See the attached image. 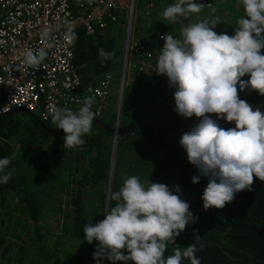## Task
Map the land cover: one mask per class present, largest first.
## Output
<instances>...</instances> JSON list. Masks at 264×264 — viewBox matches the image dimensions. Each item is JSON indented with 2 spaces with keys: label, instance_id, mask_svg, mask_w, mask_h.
Masks as SVG:
<instances>
[{
  "label": "trees",
  "instance_id": "16d2710c",
  "mask_svg": "<svg viewBox=\"0 0 264 264\" xmlns=\"http://www.w3.org/2000/svg\"><path fill=\"white\" fill-rule=\"evenodd\" d=\"M150 1L158 2V10L154 9L153 4L145 7V12L139 8L135 19V8L132 25L136 35L150 40L149 49L158 57L164 45L158 34L167 30L175 31L178 25L164 28V19L159 16L154 18L153 15H157L158 11L163 12V5L168 2L147 0V4ZM202 1L210 4L207 11L203 10L205 17L212 19L218 16L221 22L223 18L232 17L229 26L233 28L222 29V23L218 27L219 33L234 35L238 19L244 16L243 6L237 5L236 0ZM225 2L232 3V7H222ZM213 7L216 11L210 13ZM143 15L149 18L148 22L142 20ZM123 30L118 25L109 32L97 31L94 35H86L82 26L77 27L74 40L75 65L79 67L78 72L84 83H90L98 74L110 71L117 61L115 51L120 42L115 33L122 34ZM101 48L114 53L112 58L103 60L99 55ZM261 54H264V49ZM154 78L161 80L151 84L149 77H137L124 87L121 116L127 118L128 115V122H121L119 129L132 126L134 133L140 136H118L110 194L118 191L124 181L133 175L145 184L149 181L173 188L179 186L181 199L189 203V211L199 219L196 223H189L174 244L169 242L165 257L172 254L175 246L187 247L194 243V233H198L204 243L203 248L197 244L200 250L196 255L201 264H264V181L254 177L251 191L237 193L234 200L223 209L211 208L205 211L201 197L208 179L201 177L199 183H192V178L199 173L188 162L186 151L180 145L182 135L190 131L199 120L196 117H182L177 130L171 133L168 128L173 126V120L178 115L170 99L174 89L165 86L164 82L168 81L166 76L157 75ZM242 79L246 81L249 76ZM127 88L130 90L126 91ZM238 95L254 108L264 111V96L258 92L250 89L240 92L238 87ZM209 115L217 119L216 114ZM12 116L0 119V158L10 157L5 172L11 174L9 182L0 185V206L10 210L9 215L3 214L0 223V264H96L93 254L97 242L88 244L84 241L83 228L88 223L95 224L104 219L112 144V133L109 132L111 126L93 124V131L83 137L85 143L82 146L64 149V133L49 134L46 131L48 125L44 129L32 118H28L32 128L36 129L31 135L32 131L28 128L20 131L24 125L19 120H12ZM217 122L225 129L235 127L234 123H226L224 120ZM148 125L165 130L143 135ZM37 132L41 134L38 135L40 138H34ZM26 139H29L28 144H25ZM27 146L30 148L25 150ZM47 155L52 162L47 171L49 180L39 186L31 180L30 170L35 157L42 160ZM18 160L23 163L18 164ZM80 160L83 161L81 167ZM72 161L77 167L75 174H72L70 166ZM15 165L19 169L18 175L13 174L12 167ZM70 183L74 197L66 201L69 205L64 209L59 202L62 200L63 188L68 189ZM114 203L109 199L108 208L114 206ZM12 211H16V214ZM91 211L95 212V217L89 218ZM54 216L58 219L51 222L60 232L54 240L60 242L49 247L50 241H46L48 237L42 233V222L44 217L50 219ZM26 231V239L20 240ZM122 251L127 254L125 250ZM104 264L110 262L104 260ZM116 264L123 262L117 261ZM182 264H190V261L184 259Z\"/></svg>",
  "mask_w": 264,
  "mask_h": 264
},
{
  "label": "clouds",
  "instance_id": "9594fccd",
  "mask_svg": "<svg viewBox=\"0 0 264 264\" xmlns=\"http://www.w3.org/2000/svg\"><path fill=\"white\" fill-rule=\"evenodd\" d=\"M150 3L152 1L145 7ZM236 4L243 6L244 16L238 19L232 36L219 33L220 17L204 16L203 10L210 8L209 3L174 0L171 5H163L162 18L180 23L175 31L158 34V38L162 35L159 39L164 45L153 65L157 75L167 77L165 86L174 89V111L180 117L199 120L182 135L180 145L186 151L188 162L199 173L192 178V183H199L201 177L208 179L201 197L205 211L223 209L237 193L251 191L254 177L264 181V111L238 95L239 87L240 92L250 89L264 96V54H261L264 49V0H236ZM215 11L213 7L210 13ZM136 37L140 36L133 32L132 25L131 38ZM42 38L46 47H51L47 44V30ZM66 39L74 41L76 34L70 32ZM99 55L106 61L114 53L101 48ZM46 57L45 47L35 52L29 49L23 53L22 63L38 67ZM246 75L249 79L245 81L242 78ZM149 79L152 84L160 78ZM132 80L125 79L124 87ZM94 102V96L87 97L76 111L67 106H51L52 122L57 127L50 129L63 130L64 149L82 146L83 137L93 131L94 121L101 123L100 127L107 126L101 120H94ZM209 114H216L217 119ZM121 117L120 109L118 126L114 118L110 130H120ZM217 120L234 123L235 127L225 129ZM112 139L117 146L118 136L112 135ZM9 164V157L0 158V185L10 180L11 174L5 172ZM109 199L115 203L105 210V218L83 228L84 241L97 242L93 254L96 264L101 261L104 264L105 259L111 264L117 261L123 264L129 261L132 264H182L184 259L190 264H201L196 255L200 250L197 244L203 248L204 243L198 233H194V243L187 247L175 246L171 255H164L169 242L174 244L186 226L199 219L189 211V203L181 199L179 186L170 190L162 183H141L133 175L118 191L111 193ZM48 218L43 220L47 222Z\"/></svg>",
  "mask_w": 264,
  "mask_h": 264
},
{
  "label": "built area",
  "instance_id": "2783aa9c",
  "mask_svg": "<svg viewBox=\"0 0 264 264\" xmlns=\"http://www.w3.org/2000/svg\"><path fill=\"white\" fill-rule=\"evenodd\" d=\"M167 2L172 4L174 0ZM136 4V0H0V115L27 111L43 124L51 125V106L76 111L85 98L94 96V120H101L105 113L110 114V98L115 95L117 127L124 92L121 82L128 79L129 69L131 79L140 77L145 69H151L156 58L148 38H131ZM118 25L124 28L118 86L113 90L110 72L84 83L75 65L74 41L66 36L79 26L86 35H94L97 31L115 30ZM46 30L51 47H46L42 38ZM41 47L47 51L41 65L22 63L26 50L35 52Z\"/></svg>",
  "mask_w": 264,
  "mask_h": 264
},
{
  "label": "rangeland",
  "instance_id": "374dc122",
  "mask_svg": "<svg viewBox=\"0 0 264 264\" xmlns=\"http://www.w3.org/2000/svg\"><path fill=\"white\" fill-rule=\"evenodd\" d=\"M136 2H137V7H136V12H135V19L137 17L136 13H137V10L139 11V8H141V9L143 8V12L146 11L145 6L147 4V0H136ZM221 6L224 7V8H231L232 7V3L225 2ZM153 7H154L155 10H158L156 3L153 4ZM124 13L125 12H123V14ZM233 14H236V13H233ZM153 16H154V18L159 16V18L162 19V12L158 11L157 15H153ZM142 20L145 21V22H148L149 18L147 16L143 15ZM231 20H232V17H229V16L226 17V18H223L222 19L223 22H221L222 23L221 26L219 25L220 28H222V29H225V28H228V27L229 28H233V27L229 26L231 24ZM223 24H225V25H223ZM163 25H164V28H167V26L174 27L175 25L179 26V22L172 23L171 21L164 20ZM223 27H225V28H223ZM215 31L218 33L217 30H215ZM115 34L117 35V38H119L120 42L116 45V51H115L116 52L117 61H115V63L109 69L110 70L109 72H110L111 77H112V88H113V90H115L116 87L119 84V78H120L119 77V72H120V69H121L122 55H123V34H124V30H123L122 34H118L117 32ZM156 50H157V48L154 51H156ZM157 59H158V57L156 56V58L154 60H152V62H151V66H152L151 69H145V72L142 73L140 77L145 78V79H146V77H150V78L154 79V76H157V74H156V72L154 70V66H153V65H155L157 63ZM145 64H147V63H144V65ZM131 75H132V70L129 69V71H128V79H127L128 81H129ZM101 76H102L101 74H98L96 77L100 78ZM159 77H161V75H159ZM127 90H130V89L127 88L126 91ZM170 99H172V104L174 105L173 95L170 96ZM115 100H116V97H115V95H113L110 98V107H109L110 114L108 115L107 113H105L103 115L102 119H101V121L104 124H107V125H112L113 124V120H114V102H115ZM138 102H140V101H138ZM126 117L127 118L122 116L121 117V122L126 121V123H127L128 122V115H126ZM12 120H14V121L19 120L24 125V127L20 128V131H23V130L28 128L29 131H32L31 135H33V133L36 131V129L34 127L32 128V122L27 117H25V115L23 116L20 113H16V114H14L12 116ZM51 127H57V125L55 123L51 122V125H49V129ZM38 135H41V134L38 133V132L35 133L34 134V138L35 137L36 138H40V137H38ZM62 136H63L62 138L64 139V134ZM14 142L15 141H13V143ZM28 142H29V139H26L25 144H28ZM111 142H113V139H111ZM16 148L18 149L19 147H16ZM29 148H30V146H27V148L25 150H28ZM18 161H19L18 164H22L23 163V161H21V160H18ZM51 164H52V162L49 160V155L45 156L42 160L37 158V157H35L34 164L32 166V169L30 170V178H31V180L34 181L39 186L45 185L46 184L45 182L49 180V174L47 173V171L49 170ZM82 164H83V161L80 160L79 166L81 167ZM43 165L45 166V168H44ZM70 166H72V174H75L74 170L77 167L75 166L74 161H72ZM8 167H9V165H8ZM12 169H13V174H17V175L19 174V169H18V167L16 165L13 166ZM79 173H80V171H78L77 174H79ZM71 187H72V184L70 183L69 188L68 189L63 188V191H62V194H61L62 200H61V202H59V205L61 207H63L64 209H67L68 205H69V204H66V201L67 200L71 201V198L73 196V192L74 191L70 190ZM169 189L171 190V189H173V187H169ZM66 193H68V195ZM4 213H7V215H9L10 210H7L4 207L0 206V223H1V219H2V216H3ZM12 213L16 214V211H12ZM55 216L53 218H50V219L48 217H46V218H48L47 222L46 221L42 222V227H43L42 233L45 234L46 237H48L46 241H50L49 244H48L49 247L53 246L52 245L53 243L60 242V240L59 241H57L56 239L54 240L55 235H56L57 232H56L55 228L53 227L52 222L54 223V219H58ZM90 217H95V212L94 211H91V214H90L89 218ZM17 221L20 222L19 220H17ZM62 221H63V219L61 220V222ZM17 234H18V232H17ZM27 234H28L27 231H26L25 234H22L20 240L26 239V235ZM81 237H83V236H81ZM6 238H10V236H7ZM14 241H16V240H14ZM46 241H45V243H46ZM64 241H66V240H64ZM18 242H20V241H18ZM107 261L108 260L105 259V262H107ZM110 264H111V262H110Z\"/></svg>",
  "mask_w": 264,
  "mask_h": 264
},
{
  "label": "water",
  "instance_id": "95a60500",
  "mask_svg": "<svg viewBox=\"0 0 264 264\" xmlns=\"http://www.w3.org/2000/svg\"><path fill=\"white\" fill-rule=\"evenodd\" d=\"M123 84V82H121ZM16 112H19V110H14L12 111L11 113L5 115V114H2L0 115V119L3 118V117H6V116H11V115H14ZM20 112H23L27 117L29 118H32L35 122H37L42 128L46 129L45 125L35 116L33 115L32 113L30 112H27V111H20ZM182 117H180L179 115H177L175 118H174V126L170 129H168L170 132H174L177 130L179 124V120L181 119ZM94 124H97V122H93ZM97 125H101V123H98ZM160 130H165V129H160L158 127H155V126H152V125H148L144 128V133L143 135H147L149 132H157V131H160ZM49 134H52V135H56V134H61L63 133V130L61 129H54V130H49L47 129L46 130ZM110 133H112V135L117 137L121 134H128V135H133V136H140L139 134H136L134 133L133 131V127L132 126H127L123 129H120V130H115V129H111L109 130ZM115 151H116V143L115 141H113L112 143V150H111V156H110V166H109V180H108V185H107V194H106V203H105V210L108 209V203H109V195H110V190H111V183H112V172H113V167H114V159H115ZM106 216V212H104V218ZM100 264H103V262L101 261Z\"/></svg>",
  "mask_w": 264,
  "mask_h": 264
},
{
  "label": "flooded vegetation",
  "instance_id": "af4514ba",
  "mask_svg": "<svg viewBox=\"0 0 264 264\" xmlns=\"http://www.w3.org/2000/svg\"><path fill=\"white\" fill-rule=\"evenodd\" d=\"M21 114V113H20ZM23 115V114H22ZM25 117H27V116H25ZM27 118H29V117H27ZM49 130H54V129H49ZM104 212H105V210H104ZM104 218V217H103Z\"/></svg>",
  "mask_w": 264,
  "mask_h": 264
},
{
  "label": "crops",
  "instance_id": "0c3cea01",
  "mask_svg": "<svg viewBox=\"0 0 264 264\" xmlns=\"http://www.w3.org/2000/svg\"><path fill=\"white\" fill-rule=\"evenodd\" d=\"M154 3H156V4H157L158 2H154V1H152V4H154ZM157 6H159V5H157Z\"/></svg>",
  "mask_w": 264,
  "mask_h": 264
},
{
  "label": "bare ground",
  "instance_id": "6f19581e",
  "mask_svg": "<svg viewBox=\"0 0 264 264\" xmlns=\"http://www.w3.org/2000/svg\"><path fill=\"white\" fill-rule=\"evenodd\" d=\"M224 32H226V30H225ZM46 127H47V126H46Z\"/></svg>",
  "mask_w": 264,
  "mask_h": 264
}]
</instances>
